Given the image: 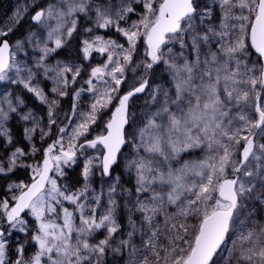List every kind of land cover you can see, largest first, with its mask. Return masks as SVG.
<instances>
[{
  "label": "snow or ice",
  "instance_id": "6c2138e0",
  "mask_svg": "<svg viewBox=\"0 0 264 264\" xmlns=\"http://www.w3.org/2000/svg\"><path fill=\"white\" fill-rule=\"evenodd\" d=\"M27 12L17 9L0 27V82L22 86L48 106L43 127L31 110L20 116L32 122L24 130L30 142L36 132L51 139L57 125L59 101L49 99L41 78L64 97L84 70L53 59L79 34L80 14L94 13L95 28H114L127 46L84 29L81 58L96 52L106 61L73 88L68 123L46 148L30 144V152L16 147L0 156V175L31 169L29 183L8 184L10 195L0 198V264H104L108 252L126 254V264H264V0H56L31 15L37 31L13 40V25ZM129 14L138 19L129 23ZM141 40L144 58L130 67ZM161 65L170 87L149 82ZM129 68L143 75L121 94ZM146 92L148 106L134 118L129 102ZM83 94L92 100L78 111ZM24 105L10 90L0 94L7 144L13 137L6 122ZM109 109L103 132L89 139ZM37 152L35 164L20 162ZM80 157L83 184L73 188L61 181ZM121 161L131 187L114 173ZM97 175L108 178L106 187H93ZM121 206L125 224L117 218ZM30 230L31 255L27 242L11 248L13 231Z\"/></svg>",
  "mask_w": 264,
  "mask_h": 264
},
{
  "label": "rangeland",
  "instance_id": "374dc122",
  "mask_svg": "<svg viewBox=\"0 0 264 264\" xmlns=\"http://www.w3.org/2000/svg\"><path fill=\"white\" fill-rule=\"evenodd\" d=\"M55 2H56V0H14L13 6H12L11 10L6 14V16H5V18H4V20H3L2 24H1V27H5L6 25H8L10 23V18L13 17V15L17 11V9H20L22 7H25V6H28V12L30 10H32L33 8H36L35 9V11H36L37 10V7H45L48 4L55 3ZM97 2L98 3L99 2H107V0H97ZM112 2L115 3L116 0H112ZM125 2H128V0H125ZM199 2L201 4H203L205 2V0H199ZM33 4H35L37 7H32L31 5H33ZM133 6L135 7V5H133ZM34 12H33V14H34ZM26 14H24L23 17ZM88 16L90 17V19L89 18H86L84 16V14H80V26H79V29H78L79 34L78 35H75L74 34L73 39L76 36H78L80 38L79 39V42H80L81 39L87 38L86 35H85V33H84V29H86V28H94V31H93V33L91 35H100V36L105 37L106 39L109 38L108 36H106V35L103 34V31L105 29H102V28L101 29H96L95 28V26H94V22H95V15H94V13L89 12L88 13ZM15 26L16 25L14 24L13 27L15 28ZM29 31H37V29H36V27H33L30 30H28L26 32V34ZM124 41H125V38H124ZM68 43H69V41H68ZM67 44L65 45V47L67 46ZM123 44H125V43H123ZM126 46L127 45L125 44V47ZM137 48H138V46H137ZM143 50H144V46L142 48V52H141V55L139 57V61L144 58L143 57ZM174 50L175 51H179V47L176 46V48ZM60 51H61V49L58 50L57 53L53 54V59L54 60H60V61L68 62V63H75V64H78V65L79 64H82L84 70L81 73V77L78 78L77 83L68 89V95L67 96H64V97H58L56 94L51 93L50 89L53 86L52 85V82L51 81H44L43 78H41V80H42V85L41 86L44 88L45 93L48 94L49 99L50 100H58L59 101V103H58V105H57V107L55 109L56 120H57V113L60 111L61 104L63 103V100H65L67 97H69L70 98V103H71V105H73V88L79 89L83 85V82L86 81L89 78L88 77V72L91 70V67H95L97 65H102L106 61V54L105 55H101V54H98L96 52H93L90 59L83 60L81 58L80 51L78 53V58H76V57L63 56L62 54H60ZM139 61H138V63H139ZM130 67H135V65H132ZM135 73L137 75L134 76V79H135V81H137V78L143 75V70L141 68H137V70H136ZM130 74H133V72L129 68V70H127V72H126V77L128 75H130ZM149 77H150L149 78L150 84H153V85H155V84H164L165 87H170V85L166 83L167 80H168V76L163 72V66L162 65L159 66L158 71H156V67H154V69L149 73ZM6 90H10V91L14 92L15 94H18V95L22 96V98L25 100V105L23 107H21V108L18 109V114L17 113L11 114V118L6 122V125L5 126L8 129H10L11 135L13 137V143L12 144H7L6 139L4 137L0 136V156H6V155L10 154L11 151H13L16 147L23 148L25 152H30V144H35V146L37 148H39L40 146L37 145V144H43V143L46 142V144L44 146L46 148L47 145H48V143H51L52 140H54L56 138L57 130H54V128L56 127V125H54L52 127V136H51V139H46V141H41L40 140V136H39V132H36V133L33 134V139L30 142L27 139H25V132H24V130H25V128L32 127L33 126L32 125V122L31 121H28V122L23 121V120L20 119V116L23 115L24 113H26L27 111L31 110L34 113V115L38 119H40L41 126L43 127L47 123V119H48V116H47L48 106L46 104L41 103L39 100H37L31 93H27L26 91H24L22 89V86H14V85L7 84L5 82H0V94L4 93ZM26 95H28L29 97L33 98L36 102H38L39 104H41L43 106L44 110L42 112H39L37 110H34L31 106H29L27 104V102H26V97H25ZM91 100H92V97H91L90 94H83L80 97V101H79V104H78V111H87L88 110V105L91 103ZM148 100H149V94L146 92L139 101L138 100L137 101H132L131 103L132 104L134 103L133 107H136L135 108V111L138 110V109H141L140 110V114H141V111L148 106L147 103H146ZM70 109H71V112H72V106H71ZM110 111H111V109L105 111V113L101 117V120H98L97 121V124L96 125H93V128L96 127V126H99V127L95 128V131H92V133L90 132L92 134V136L93 135H97V132L99 133L100 128H102V127H100V126H102V122L101 121L108 119V116L110 114ZM62 114H64V113H62ZM140 114H138V117H139ZM13 118H17L18 119L17 120V123H19V125L21 126V129H22L21 137L25 141L26 149L24 148V145H22V143H20L19 139L14 135V132H13V130L11 128V122H12V119ZM73 123H75V119H73ZM63 126L64 125H61V127H63ZM88 138L91 139L93 137L90 138L88 136ZM259 142H264V140H260ZM130 151H131V149L128 147L127 150H126V152L123 153L124 158H127V156H128V154H129ZM39 153L40 152H37V155ZM94 154H95V150H93V149H87L85 151V155L91 156V155H94ZM24 158L25 157H21L20 158V162L21 163L27 164V165H33V164H35L34 162H32L33 164H28L29 163L28 162L29 160L27 158H25V159ZM195 158H199V157H195ZM79 160L84 163L83 157H80ZM120 165H121V173L115 172V174L121 176V182L124 184L125 187H130L129 184L126 183V181H125V179L127 181H129V178L127 176V173L123 171V162L122 161H121ZM19 168L26 169V170L27 169L28 170H31L30 168H27V167H19ZM97 172H98V169H97ZM123 179H124V182H123ZM107 182H108V178H104V180L102 181L100 179L99 175H97V176L93 177L92 185L95 188H99V185L101 183H104L105 184V187H106L107 186ZM67 206H69V205L67 204ZM122 214L125 215L124 222H122V219H121V215ZM126 217H127L126 211L123 210L122 213H121V209L119 208L117 210V218H118V220L122 224H125L126 223ZM28 219H31L32 220L31 217H29ZM16 233H18V231H13L12 238H13V236H15ZM102 236H103V233L101 232V233L98 234L97 239L102 238ZM136 243H137V245H139V240H137ZM107 254H106V256H109V257H107V258H106V256L104 257V264H126L127 259H128V257H127L126 254H117V257L118 258H113L112 259V262H109V258L113 257L115 255V253L108 252Z\"/></svg>",
  "mask_w": 264,
  "mask_h": 264
},
{
  "label": "trees",
  "instance_id": "16d2710c",
  "mask_svg": "<svg viewBox=\"0 0 264 264\" xmlns=\"http://www.w3.org/2000/svg\"><path fill=\"white\" fill-rule=\"evenodd\" d=\"M14 0H0V27L1 24L6 16V14L11 10L12 6H13ZM135 7H137V12L140 11V8L138 6L135 5ZM36 8H33L32 10H30L24 17L23 19L19 22L18 25L15 26V30L12 34V39H21L25 36L26 32L28 30H30L31 28L35 27V25L33 24V22L31 21L30 17L33 14V12L35 11ZM138 19V16L136 14H129V23H131V21ZM121 27H127V24L122 23ZM103 34L108 36L109 38L115 40L117 43H125L123 36L116 31L114 28H108L105 29L103 31ZM79 37L76 36L74 39L69 40V43L67 44V46L63 49H61L60 54H62L63 56H67V57H76L78 58V53H79V48H80V42H79ZM144 46V42L143 40H141V42L138 44V48H137V54L134 57V63L133 65H136L139 61V57L141 55L142 52V48ZM159 67H156V71H158ZM137 75L136 73L130 74L127 76L126 82L125 84L121 85V94H123L124 92H126L127 90H129V88L131 86H133L136 81L134 79V76ZM26 97V102L29 106H31L34 110H37L39 112H42L44 110L43 106L41 104H39L38 102H36L33 98L29 97L28 95L25 96ZM142 98V96L135 98L133 101H139ZM134 103L130 105V112L135 114L134 118L138 117V114H140V110L138 109L135 111L136 107H133ZM71 103H70V98L67 97L65 100H63V103L61 104V108L60 111L57 113V125L54 128V130H57V127H61V125H65L68 122V117H70L71 115ZM64 113V114H62ZM67 114V116H66ZM17 118H13L12 122H11V128L14 132V135L19 139L20 143H22V145H24V148L26 149V145H25V141L23 140V138L21 137V126L19 125V123H17ZM99 126H96L93 128L92 131H95V128H97ZM102 128H100L99 133L101 134L103 132V124L102 126H100ZM91 131V133H92ZM89 134V137H94L95 135L92 136V134ZM46 142L43 144H37L40 146V149L45 148ZM128 147H126L122 152H126ZM37 156V155H36ZM41 156L42 153L40 152V154L38 155V158L41 160ZM195 157H200L201 153L200 152H196L194 154ZM83 167V162H81L78 159V162L76 163V165L73 166L72 169H65L67 175L66 177L61 181L62 183L68 184L70 187L73 188H79L82 184L83 181L80 178V171L81 168ZM115 172H119L121 173V165L119 164L118 166H116L114 168V173ZM31 180V175L28 174L27 170L24 169H16L14 173H11L7 176H3L0 175V198H4L10 195V193L7 190V186L10 183L13 182H20L23 181L25 183H29ZM126 183L129 184V186L131 187V184L129 183V181H127L125 179ZM124 182V179H123ZM65 206H67V203L65 204ZM121 209V213L124 210L123 207L120 208ZM26 219H28V216H25ZM124 218L125 215L122 214L121 215V219L122 222H124ZM29 220V225H30V229L34 228V224L32 223L31 219ZM32 231L30 230L27 234L25 233H16L15 236H13V238L10 241V246L11 248H15V245L17 242L21 243V244H25L26 242V249H25V254L26 255H31L34 252V247L31 243L30 237L32 235ZM108 255V254H107ZM109 256H106V258ZM113 258H118L117 254H115L113 257L109 258V262H112Z\"/></svg>",
  "mask_w": 264,
  "mask_h": 264
},
{
  "label": "flooded vegetation",
  "instance_id": "af4514ba",
  "mask_svg": "<svg viewBox=\"0 0 264 264\" xmlns=\"http://www.w3.org/2000/svg\"><path fill=\"white\" fill-rule=\"evenodd\" d=\"M39 149H40V147H39ZM39 154H40V153H39ZM39 154H38V155H39ZM36 155H37V153H36L34 156H28V157H27V159L29 160V161H28V162H29L28 164H33L32 162L36 163V162L40 161V159L38 158V155H37V156H36ZM24 159H25V158H24ZM18 169H22V168H18ZM24 170H26V169H24ZM27 171H28V174L31 175V170H28V169H27Z\"/></svg>",
  "mask_w": 264,
  "mask_h": 264
},
{
  "label": "water",
  "instance_id": "95a60500",
  "mask_svg": "<svg viewBox=\"0 0 264 264\" xmlns=\"http://www.w3.org/2000/svg\"><path fill=\"white\" fill-rule=\"evenodd\" d=\"M11 42V41H10ZM150 78V77H149ZM145 93H143V94H138L137 96H135V97H133L131 100H130V102H129V108H130V105H131V102L135 99V98H137V97H140V96H143ZM127 147V146H126ZM126 147H124L123 149H122V151L126 148Z\"/></svg>",
  "mask_w": 264,
  "mask_h": 264
}]
</instances>
